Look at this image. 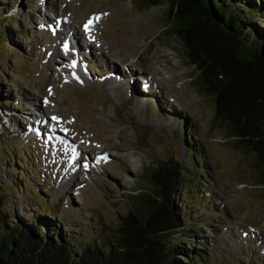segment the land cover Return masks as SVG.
Here are the masks:
<instances>
[{
  "label": "rangeland",
  "instance_id": "rangeland-1",
  "mask_svg": "<svg viewBox=\"0 0 264 264\" xmlns=\"http://www.w3.org/2000/svg\"><path fill=\"white\" fill-rule=\"evenodd\" d=\"M54 1L0 0V35L8 26V37H0V107H7L0 108V188L8 181L17 184L4 191L9 210L28 220L29 206L47 224L68 226L63 234L77 245L95 237L109 241L133 204V192H153L148 174L172 161L181 171L184 195L177 205L193 238L185 249L202 253L205 264H264L263 176L251 151L216 118L214 97L196 87L179 41L164 34L168 5L141 9L132 0ZM261 11L264 15V4ZM56 16L80 30L89 20L99 25L100 36L83 40L78 49L85 82L71 73L75 67L62 48L69 34L54 37L38 23ZM257 20L264 25V16ZM59 53L64 62L55 64ZM114 68L112 91L103 81ZM38 116L67 134L63 146L72 141L81 148L79 172L65 175L68 158L44 138L48 124L42 138L29 140L28 132L39 128L29 129ZM194 152L205 168L201 175ZM9 158L23 160L21 166L14 161L8 169ZM214 213L220 214L215 221ZM187 233L169 241L183 247Z\"/></svg>",
  "mask_w": 264,
  "mask_h": 264
},
{
  "label": "trees",
  "instance_id": "trees-1",
  "mask_svg": "<svg viewBox=\"0 0 264 264\" xmlns=\"http://www.w3.org/2000/svg\"><path fill=\"white\" fill-rule=\"evenodd\" d=\"M132 2L141 9L168 5L164 34L179 41L183 61L194 68L196 87L214 97L216 118L226 121L251 151L264 185V25L257 23L264 16V0ZM16 24L20 22L11 26ZM6 29L0 37H8ZM183 138L188 141L190 136ZM193 155L196 174L201 175L205 168L199 165L200 154ZM14 161L21 166L23 160L9 158L8 169ZM180 173L172 161L158 164L148 174L153 192H133V204L120 218L111 239L100 242L101 237H95L85 246L63 234L68 226L47 224L41 214L28 211L29 206L28 220L9 210L4 191L16 190L17 184L4 182L0 188V264H205L202 253L185 249L193 238L187 233L188 220L177 205L184 196ZM22 174L20 170V181ZM39 194L34 192L36 197ZM36 201L43 206L42 200ZM219 215L214 213V221ZM182 231L187 233L183 247L180 243L172 245L169 239Z\"/></svg>",
  "mask_w": 264,
  "mask_h": 264
},
{
  "label": "bare ground",
  "instance_id": "bare-ground-1",
  "mask_svg": "<svg viewBox=\"0 0 264 264\" xmlns=\"http://www.w3.org/2000/svg\"><path fill=\"white\" fill-rule=\"evenodd\" d=\"M60 0H55L54 1V4L56 3H59ZM46 2H42V4H45ZM67 8V7H66ZM65 11V10H64ZM54 18V17H52ZM57 18V21L58 22V25L56 27L55 24H53L54 22L51 20L48 21V27L53 31L54 34H58L59 36H63V31H66L69 35L67 38V41L70 43V50L73 49V54L70 53V56H71V63H73V66L75 68L72 67V70H71V73L75 71L74 74H76V76H78L79 80L81 82H85V80L82 78L81 74L79 73V65L81 64V61L79 60L78 58V49L80 50V48L83 46V40L84 42H89L87 39H93L92 37L95 35H97V37H99V25L98 24H91L88 28L87 31H85L84 28H81L82 30L79 29V27L77 28L76 25H74L72 22H70L71 20L69 19H64V18H60L59 16H56ZM92 47V46H91ZM100 47H103L102 45ZM82 49V48H81ZM55 57V55H54ZM58 61L55 62V64H58V63H63L64 62V59L63 57L60 55V53L58 54ZM56 66V65H55ZM52 67V66H51ZM63 67V66H62ZM115 70V71H114ZM111 73H114L115 77L117 75V71L116 69L114 68L109 74H108V78H105L103 83L106 84V86L108 88H110L111 86L114 87V89L111 88L112 91H115V79L112 78L113 76H110ZM151 79V78H150ZM152 80V79H151ZM105 86V87H106ZM140 92H136L135 91V94L137 95L138 97V94ZM144 101V100H143ZM38 109V108H37ZM36 108L34 109V111L32 112V114L36 115L38 114V110ZM46 116H43V118H41L40 116H38L36 118L35 121H33L31 123V128L32 125H36L38 126L39 128L36 130V129H31V131L34 133V132H37L36 133V137H40L42 138L43 135H44V129H46V125L48 124L49 125V130L48 128L46 129L47 131V134H50L51 136V139L49 142H51L52 144H54L53 146L55 147H59L61 146V151L64 152L65 156L68 158V169H67V172L65 173L66 174H74V172L80 170V165L82 164V156H81V148H77L76 146H74V144L72 143V141L69 143L67 142V144H64L63 146V143H64V139H66V136L67 134H65L64 132L63 133H60V131L58 130H55L54 129V124L53 122L47 117V119H45ZM44 123V124H42ZM65 129V128H64ZM67 129V128H66ZM57 133V134H56ZM58 135H61V136H58ZM62 137V138H61ZM49 146V145H48ZM75 149V153H73V150ZM59 151V152H61ZM89 154L91 152H93V150H90L88 151ZM100 152H106L104 150L101 149ZM97 154H99L97 152ZM101 155H104V154H101ZM71 159V160H70ZM122 166L125 167V169H130L129 168V165L126 163V161H122ZM79 167V168H78ZM64 175V177H65ZM66 178V177H65ZM67 179V178H66ZM74 180H75V176H71L69 178V182L71 183H74ZM68 181V179H67Z\"/></svg>",
  "mask_w": 264,
  "mask_h": 264
},
{
  "label": "snow or ice",
  "instance_id": "snow-or-ice-1",
  "mask_svg": "<svg viewBox=\"0 0 264 264\" xmlns=\"http://www.w3.org/2000/svg\"><path fill=\"white\" fill-rule=\"evenodd\" d=\"M97 19H99V17H97ZM92 23V21L91 20H89L85 25H84V27H85V31H87L88 30V28H89V25ZM67 48V44H65V49ZM52 119H56V117H53Z\"/></svg>",
  "mask_w": 264,
  "mask_h": 264
}]
</instances>
